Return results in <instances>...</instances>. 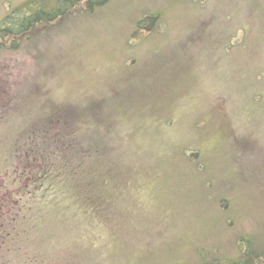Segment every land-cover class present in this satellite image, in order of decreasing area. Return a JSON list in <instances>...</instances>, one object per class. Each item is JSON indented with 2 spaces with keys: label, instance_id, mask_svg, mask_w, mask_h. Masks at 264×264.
Wrapping results in <instances>:
<instances>
[{
  "label": "rangeland",
  "instance_id": "1",
  "mask_svg": "<svg viewBox=\"0 0 264 264\" xmlns=\"http://www.w3.org/2000/svg\"><path fill=\"white\" fill-rule=\"evenodd\" d=\"M58 1L0 0V24ZM255 3L111 0L0 49V183L33 133L65 157L75 139L95 149L92 164L75 153L92 169L56 184L62 199L36 194V264L264 263Z\"/></svg>",
  "mask_w": 264,
  "mask_h": 264
},
{
  "label": "trees",
  "instance_id": "2",
  "mask_svg": "<svg viewBox=\"0 0 264 264\" xmlns=\"http://www.w3.org/2000/svg\"><path fill=\"white\" fill-rule=\"evenodd\" d=\"M110 1L111 0H59L55 7L47 10L44 9V4L42 2L38 4V8L28 11L22 16L15 14L7 15L4 21H2V24H0V49L7 48V42L9 45H17L20 40L24 42L29 41L32 35L52 28L51 26H53V24L65 20L74 10L76 11V7H80V10H84L85 12L92 13L96 8L102 7ZM243 1L248 7H254L258 4L255 3L258 0ZM256 8L257 7H255V9ZM225 52L227 53V50H225ZM259 53L260 51L256 52L257 55ZM32 133L33 131L31 134ZM33 134L34 136L30 137L32 138L31 143L29 140L28 146L23 147L24 151L21 152V160L25 159L26 162L19 165V170L17 169L18 175L21 177V180L25 178L24 182L35 185L36 199L42 200V198H37L36 195L42 192H44V197L47 198V192L50 189L53 190V200L62 199L66 191L63 190V188H61V190L56 188L55 185L61 184L65 180L73 182V180L78 179L83 171H91V165L90 167L85 166L84 170H81L78 163L73 166L71 162L73 161L74 163V160L77 159L76 154L79 153V157L81 155L80 158H88L91 163L94 158L92 153H94L95 149L93 146L86 145L88 144L87 142H85L86 144H79L78 140L73 138L75 139L74 142H70L71 144H64V148L69 149L76 146V148L71 149V154H73V152L74 154H69V156L67 155L68 157H65L64 153H67V151L55 147L57 141H52L50 137L47 139L48 136L46 135L39 138L35 135L37 132ZM66 138L68 137L64 138L62 141L63 143L66 141ZM80 148L83 151H80ZM73 157H75L74 160ZM77 196H81L79 192ZM247 253L245 256L248 255ZM261 253H263L264 256V251Z\"/></svg>",
  "mask_w": 264,
  "mask_h": 264
},
{
  "label": "flooded vegetation",
  "instance_id": "3",
  "mask_svg": "<svg viewBox=\"0 0 264 264\" xmlns=\"http://www.w3.org/2000/svg\"><path fill=\"white\" fill-rule=\"evenodd\" d=\"M17 169L19 166L14 169V182L0 183V264H36L38 256L29 243L37 247V239L29 240L28 234L43 226L42 216L36 212L37 203L43 201L35 198V185L24 182L25 178L22 181ZM233 264L250 263L243 260Z\"/></svg>",
  "mask_w": 264,
  "mask_h": 264
}]
</instances>
